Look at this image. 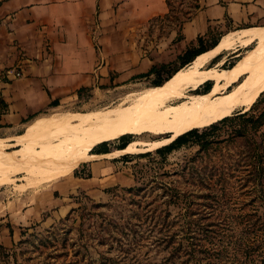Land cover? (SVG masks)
I'll list each match as a JSON object with an SVG mask.
<instances>
[{"label": "rangeland", "instance_id": "rangeland-1", "mask_svg": "<svg viewBox=\"0 0 264 264\" xmlns=\"http://www.w3.org/2000/svg\"><path fill=\"white\" fill-rule=\"evenodd\" d=\"M169 3L166 17L153 18L131 31L127 48L114 43L106 47L113 56L109 62L112 76L119 71L127 77L118 87L105 85L95 93L80 91L77 98L67 97L39 116L56 111L86 112L128 105L142 89L164 82L170 72L181 66V61L168 60L171 54L154 59L157 41L168 28L177 27L188 18L196 0H169ZM220 36L221 33L210 36L207 45ZM257 44L236 46L228 51L222 66H233ZM153 65L157 70L147 74ZM205 84L197 91L214 86L210 81ZM228 88L229 85L221 90ZM24 130L25 126L16 131L21 134ZM188 132L191 135H185L183 144L162 153L158 151L172 144L179 135L126 134L92 149L93 153L120 150L119 153L108 156L95 153L96 157L81 162L70 173L32 186L33 191L56 195L67 210L51 223L22 230L11 246H0V264H161L165 251L160 246H145L140 252L126 254L128 245L124 238L147 236L144 243L153 242L160 235L157 229H149L154 220L194 217L264 221V91L247 110L237 108L215 123ZM14 135L0 139L11 142L10 137ZM128 140L126 149H120ZM17 147L21 146L12 145L8 149ZM32 148L29 154L36 152L37 145ZM99 156L100 160L117 162L111 170L107 168L103 172L102 180L83 179L90 174L89 165ZM23 175L12 174L8 183L0 185V190L17 187L16 183L26 180ZM24 188L17 187L19 191ZM235 225L234 233L226 231L227 235L256 234L264 241V227L248 233L242 224ZM246 251H237L236 258L245 261ZM255 258L259 257L255 255Z\"/></svg>", "mask_w": 264, "mask_h": 264}, {"label": "crops", "instance_id": "crops-1", "mask_svg": "<svg viewBox=\"0 0 264 264\" xmlns=\"http://www.w3.org/2000/svg\"><path fill=\"white\" fill-rule=\"evenodd\" d=\"M168 1L0 0V98L6 105L0 113V137L18 135L16 130L24 126L27 130L34 117L67 97L77 98L80 91L118 87L127 77L119 71L112 76L113 56L106 47L114 43L127 48L131 31L167 16ZM197 1L188 18L158 39L154 59L171 54L168 60L173 61L199 38L207 45L216 33L264 26V0ZM11 69L21 75H7ZM100 156L89 165L91 177L83 179L102 180L103 172L117 162ZM64 208L53 193L15 186L0 190V246H11L32 225L62 217Z\"/></svg>", "mask_w": 264, "mask_h": 264}, {"label": "bare ground", "instance_id": "bare-ground-1", "mask_svg": "<svg viewBox=\"0 0 264 264\" xmlns=\"http://www.w3.org/2000/svg\"><path fill=\"white\" fill-rule=\"evenodd\" d=\"M257 42L235 65L222 66L228 51ZM208 81L214 82L210 90L197 91ZM227 85L230 89L222 91ZM263 91L264 26L226 32L212 49L175 71L169 82L142 89L128 105L36 116L27 130L10 137L13 141L0 139V185L8 183L12 174L24 173L20 188L63 176L96 157L91 152L95 146L126 134L176 137L223 119L237 108L247 110ZM12 145L21 147L8 149ZM34 145L36 152L31 154H36L31 157L28 151Z\"/></svg>", "mask_w": 264, "mask_h": 264}, {"label": "trees", "instance_id": "trees-1", "mask_svg": "<svg viewBox=\"0 0 264 264\" xmlns=\"http://www.w3.org/2000/svg\"><path fill=\"white\" fill-rule=\"evenodd\" d=\"M168 4L170 8L169 1ZM197 7L198 1L196 0V3L193 5V11ZM191 14L192 11L189 13V16ZM218 40L209 45H205L204 40L202 38H199L197 41V45L188 47L183 53L177 55L174 60L178 62L181 61V66L179 68H182L190 63L196 55L212 49L216 45ZM179 68H176L175 70L170 72L164 82H159L154 85H163L169 82L174 72ZM156 70V66L153 65L147 74H151ZM228 89H230V85ZM207 90H209V88ZM52 104L57 105V100H54ZM5 107L6 105L4 101L0 98V113L5 109ZM210 124L199 126L193 129L202 128ZM190 130H187L183 134L176 137V139L173 140L172 144L170 143V145L165 146L158 152L162 153L165 150H170L173 147H176L177 144H183L185 142V135H191V133L188 132ZM114 139L108 141H112ZM127 142H129V140L123 142V144L120 146V149H124V146L127 144ZM114 151L115 150L110 152L108 150H99L95 153H113ZM93 152L94 151L92 150V153ZM87 176H90V174H88ZM236 223L242 224V227L248 230V233L256 232L259 227H264L263 220L252 219H246L245 221L239 222H235L234 220L226 218L208 220L206 218L204 219L194 217H188L187 219L183 220H154L152 226L149 229H157L160 235L155 236L156 239H154V241L149 244L144 243V241L146 242V240L148 239L147 236L144 238L142 236H139L138 239L136 238L133 240L129 239L128 237L124 238L126 244L128 245L126 248L127 251H125V253H129V251L135 253L140 252L145 246H147L148 248L160 246L165 251L164 255L161 258V264H264V241H260V239L256 237V234L255 236L249 235L244 237H234L233 234H226V231H233L234 226L236 227ZM130 230L132 229L130 228ZM123 231V229L120 230V232ZM124 235L127 236V234L125 233ZM117 240L121 242L120 239ZM246 249V260H238L236 258V252L240 250L245 252ZM254 251H257V254H253L252 252ZM255 255L259 258H255Z\"/></svg>", "mask_w": 264, "mask_h": 264}, {"label": "built area", "instance_id": "built-area-1", "mask_svg": "<svg viewBox=\"0 0 264 264\" xmlns=\"http://www.w3.org/2000/svg\"><path fill=\"white\" fill-rule=\"evenodd\" d=\"M6 74L11 75L13 78H16L21 75V71L11 69V70L6 71Z\"/></svg>", "mask_w": 264, "mask_h": 264}]
</instances>
